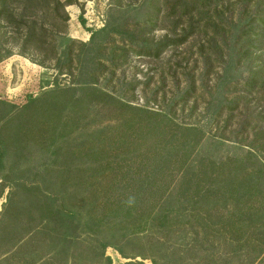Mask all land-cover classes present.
Masks as SVG:
<instances>
[{"label":"trees","instance_id":"16d2710c","mask_svg":"<svg viewBox=\"0 0 264 264\" xmlns=\"http://www.w3.org/2000/svg\"><path fill=\"white\" fill-rule=\"evenodd\" d=\"M123 3L117 0L116 7ZM70 5L73 1L0 0V53L10 43L23 57L49 52L45 60H31L40 66L56 61L59 69H70L83 63L82 50L75 54L78 41L67 34ZM134 10L136 24L112 14L100 30L86 29L87 21L79 17L91 44L104 36L95 49L80 43L94 63L84 84H93L104 50L111 62L118 54L122 60L160 59L186 44L197 28L205 38L198 49L203 75H211L213 61L224 69L213 92L218 99L213 120L228 114V123L241 103L255 102L261 110L243 127L254 123L256 138L247 152L220 162L202 160L197 172L188 173L204 135L197 138L200 131L175 123L169 113L133 106L99 88L50 89L22 108L2 101L0 108L14 109L11 118L31 120L25 137L39 124L37 139L49 141L50 149L60 137L51 125L65 112L79 121L111 110L116 124L94 128L90 121L83 143L92 147L81 159L78 151L51 150L52 161L42 164L36 183L13 185L0 212V264H113L109 248L131 260L125 264H264V160L259 156L264 151V0H141ZM165 21H173L169 32L160 40L150 38L165 30ZM115 37L122 44L107 49L106 41ZM12 56L8 49L0 62ZM232 88L242 92L233 96ZM196 93L188 88L180 100L188 104ZM45 142L31 141L29 148L42 152ZM8 151L0 143L1 169L16 158Z\"/></svg>","mask_w":264,"mask_h":264},{"label":"rangeland","instance_id":"374dc122","mask_svg":"<svg viewBox=\"0 0 264 264\" xmlns=\"http://www.w3.org/2000/svg\"><path fill=\"white\" fill-rule=\"evenodd\" d=\"M60 1H73L74 3V5L66 7V13L69 16L67 34L70 38L78 41L75 46V54L82 50L81 60L83 63L75 62L70 69H59L56 61H46L44 66H40L31 62V60L36 62L45 60L44 56L47 58L49 52L43 56L29 52L27 57H23L19 54V47H15L10 43L4 44L0 56H4L8 49H12L14 56L0 62V102L6 101L11 105L22 108L28 103L30 97H39L43 92L50 89L99 88L113 94L115 97L122 98V100L133 106L143 107L155 112L169 113L175 123L182 124L184 127H193L200 131L197 133V138L204 135L202 143L197 147L190 160L187 168L188 173L197 172L202 160H206L205 162L207 160L220 162L228 157L238 156L248 151L247 144L256 138L253 132L256 125L252 122L247 128H244L243 125L244 122L251 121L253 118L251 114L259 113L261 108L255 102L248 105L247 102H250V100H247L246 103L240 104L241 109L235 119L226 123L229 117L227 114L219 121L213 120L215 105L218 103V99L213 96V92L219 78L223 75L224 69L218 62L213 61L211 62L213 65L211 75L209 77L203 75L206 67L203 59L199 57L198 49L199 44L203 43L202 39L205 38L197 35V28L196 34L186 44L166 51L160 59L133 55L127 60H122L118 54L116 56L117 60L111 62L110 58L112 56L109 55L108 50H104L100 58V64L103 67L101 66V69L90 80L93 84H84L83 81L88 79L85 72H87V69L89 71L94 63L90 59L93 55L86 52L89 49L83 48L80 43H87L91 49H95L104 39V36H97L94 43L91 44V34L86 29L100 30L104 28L111 22L112 14H117L123 23L136 24L134 9L141 4V0H123V7L120 9L116 7L117 0ZM81 15L87 21L86 29L80 23L79 17ZM52 23L53 20L48 16L46 26L49 29ZM184 26L186 25L182 27ZM172 27L173 21H165L162 23V28L165 30L156 31L150 38L160 40ZM177 33L180 34L181 30H177ZM171 37L174 38L175 36L172 35ZM121 42L119 37L109 38L106 41L107 49L116 46L113 43L120 46ZM111 44L113 45L111 46ZM205 81L206 83H204ZM188 88H196L197 93L194 99H191L188 104H184L180 100V96H183ZM231 90L233 96L242 92V88H232ZM194 106H196V109H193ZM247 108L248 110H246ZM12 110L14 109L8 106L0 108V143L6 145L10 155L16 154V158L10 159L11 164L6 163V167L0 168V212L3 211L14 184H23L24 182L33 184L38 181L36 175L43 166L42 164L52 161V158H50L51 150L61 147L63 152L64 150H71L75 153L78 151L76 154L81 159L85 152H89L92 147L86 142L83 143L87 139L85 134L88 132L90 121L95 122L94 128L105 126L110 122H112V126L116 124V113H113L109 108L107 110L110 111L102 113L100 117H95L93 114V119L91 117L87 119L84 116L79 121L74 120L71 112H65L62 117L57 118L58 120L54 119L53 125H51L60 133V137L53 144V149H50V146H48L49 141L46 143L43 139H37L38 134H40V125L37 123L38 129L25 137L27 127L31 126L28 122L31 120L11 118L10 112ZM124 120L122 118L119 121ZM46 125L49 126V124ZM50 133L52 132L49 129L48 134ZM64 134L68 141L63 140ZM179 136L181 135L179 134L178 138ZM36 139L45 142L42 152L29 148L31 141H37ZM240 141L242 142L239 143ZM145 147L147 148V146ZM259 156L264 160V151L260 152ZM4 177L8 178L1 180ZM107 254L112 257L113 264L126 263V260L112 248L107 249ZM145 264L152 263L147 260Z\"/></svg>","mask_w":264,"mask_h":264},{"label":"water","instance_id":"95a60500","mask_svg":"<svg viewBox=\"0 0 264 264\" xmlns=\"http://www.w3.org/2000/svg\"><path fill=\"white\" fill-rule=\"evenodd\" d=\"M131 260H126V262H130Z\"/></svg>","mask_w":264,"mask_h":264}]
</instances>
